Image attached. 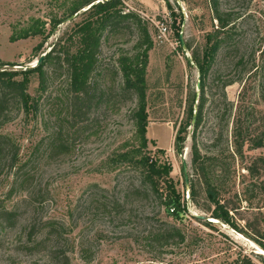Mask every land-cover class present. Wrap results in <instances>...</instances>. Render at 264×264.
Masks as SVG:
<instances>
[{"label":"rangeland","instance_id":"obj_1","mask_svg":"<svg viewBox=\"0 0 264 264\" xmlns=\"http://www.w3.org/2000/svg\"><path fill=\"white\" fill-rule=\"evenodd\" d=\"M123 1L147 22L153 42L146 75L149 155L168 175L186 215L209 217L185 191L181 158L191 186L194 142L210 179L236 210L243 232L217 221L212 228L188 218L173 221L158 201L135 194L138 176L116 161L134 136L135 99L117 96L122 81L118 59L132 52L137 39L125 23L116 34L102 39L98 81L113 92L89 120L78 126L70 122L68 79L65 71L58 70L52 72L41 96L39 112L25 116L15 111L0 129L18 150L16 166L5 157L0 159V213H16L12 226L0 218V264H55L46 257L48 248L42 252L25 248L29 227L47 220L63 225L60 244L69 251V264H264V251L257 242L264 235V193L259 188L264 183V150L255 148L259 139L264 145V0H219L221 10L232 14L233 22L222 35L229 38L204 81L201 123L181 134L188 97L200 95V72L191 54L194 50L202 56L217 25L208 0ZM61 3L0 0V63L33 67L72 20L60 24L37 53L33 49L40 37L17 42L10 38L36 21L49 29L52 16L63 13ZM161 25L166 29L164 36L159 34ZM37 88L33 77L29 94L37 97ZM58 130L64 149L51 152L49 141ZM236 131L240 136H235ZM259 158L263 161L258 174L251 178L246 169ZM198 199L204 207L202 192ZM165 223L182 229L184 245H163L150 237Z\"/></svg>","mask_w":264,"mask_h":264},{"label":"trees","instance_id":"obj_2","mask_svg":"<svg viewBox=\"0 0 264 264\" xmlns=\"http://www.w3.org/2000/svg\"><path fill=\"white\" fill-rule=\"evenodd\" d=\"M212 19L217 25L211 38L210 44L204 47L202 56L197 51H192L191 57L200 72V95L188 97L186 118L179 129V134L188 127L196 129L202 118V110L205 105L204 81L220 50L224 40L222 37L227 28L232 24V14L221 10L219 0H208ZM61 9L63 13L55 14L49 21V29L46 23L36 21L30 27L13 33L10 42L27 40L40 37L41 42L33 49L39 52L47 39L54 34L58 26L66 20H72L68 29L56 40L53 47L47 52L43 61L30 68L12 63H0V129L9 121L12 114L23 113L25 116L36 115L40 108L41 96L46 92L52 72L62 70L66 72L68 79V107L69 120L78 126L89 120L92 113L111 99L113 91L105 90L99 84V53L101 42L105 34L110 36L116 34L124 25L136 32V43L132 52L123 54L118 59L117 70L121 75V86L118 88V97L135 99V105L131 111V120L134 126V136L131 144H127L117 160L128 166L139 178V185L135 194L145 198H153L159 202L167 217L173 221L183 222L188 218L200 225L212 228V223L186 215L185 208L176 198V194L170 183L168 175L157 167L147 149V112H146V75L149 52L153 48V42L147 27V22L136 13L129 11L123 0H62ZM178 37V36H177ZM179 39V38H178ZM179 41V49H183ZM189 47H187L188 49ZM42 54V53H41ZM39 54L38 56H40ZM12 70H8L7 68ZM33 77L37 78L38 96L29 94V86ZM197 101V106H195ZM196 111V112H195ZM195 112V123L192 118ZM86 117V118H85ZM237 133V134H236ZM235 136H240L239 131ZM55 138V140H53ZM49 141L51 152L64 149L61 140V131L58 130ZM179 138V137H178ZM185 136L182 137V141ZM255 148L264 150L262 140L255 142ZM192 167L195 180L191 181L189 200L209 217L219 223L229 226L231 229L241 233L236 222L234 212L236 210L227 203L222 196L220 188L210 179L207 172L205 160L201 158L196 144L192 147ZM18 150L15 142L7 135L0 133V159L3 157L10 160L12 166L17 165ZM263 160H255L246 170L249 177L254 178L258 174V164ZM260 191L264 193V183L259 185ZM204 195V207L200 205L199 193ZM116 208V206H115ZM264 208V206H263ZM0 218L9 226L10 221L16 216L14 211L2 210ZM264 224V213L262 214ZM61 225V227H59ZM62 224L47 220L41 222L38 227L32 224L28 230V240L25 248L30 252L47 251L46 257L55 264H69L67 252L61 246L63 238ZM258 245L264 251V235H259ZM150 237L163 245L178 247L186 243V237L182 229L165 223L157 231L150 232ZM52 242L51 245L49 243ZM249 264V261H244Z\"/></svg>","mask_w":264,"mask_h":264},{"label":"water","instance_id":"obj_3","mask_svg":"<svg viewBox=\"0 0 264 264\" xmlns=\"http://www.w3.org/2000/svg\"><path fill=\"white\" fill-rule=\"evenodd\" d=\"M181 45L183 47V44L182 43H181ZM46 54H47V52H45L43 55H41L36 60L34 66H38L43 61V59L45 58ZM197 89H199V85H197ZM192 123L193 124L195 123V113H194V116L192 118ZM181 159H182V163H183V177H184L185 191H186L187 197L189 198V195H190L189 179H188V175H187V172H186V167H185L184 159L183 158H181ZM193 216L196 217V218H198V219H202V220L208 221L210 223H214V221H215V220L211 219L210 217H206L204 215H193Z\"/></svg>","mask_w":264,"mask_h":264},{"label":"built area","instance_id":"obj_4","mask_svg":"<svg viewBox=\"0 0 264 264\" xmlns=\"http://www.w3.org/2000/svg\"><path fill=\"white\" fill-rule=\"evenodd\" d=\"M159 29V34L161 36H164L165 35V32H166V29L165 27H163V25H161V27L158 28ZM160 38V37H159Z\"/></svg>","mask_w":264,"mask_h":264}]
</instances>
